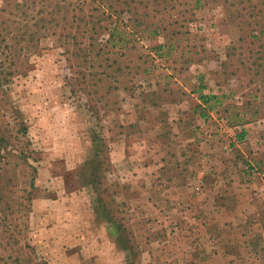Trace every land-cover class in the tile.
<instances>
[{
	"label": "rangeland",
	"instance_id": "obj_1",
	"mask_svg": "<svg viewBox=\"0 0 264 264\" xmlns=\"http://www.w3.org/2000/svg\"><path fill=\"white\" fill-rule=\"evenodd\" d=\"M0 264H264V0H0Z\"/></svg>",
	"mask_w": 264,
	"mask_h": 264
},
{
	"label": "crops",
	"instance_id": "obj_2",
	"mask_svg": "<svg viewBox=\"0 0 264 264\" xmlns=\"http://www.w3.org/2000/svg\"><path fill=\"white\" fill-rule=\"evenodd\" d=\"M219 148V147H218ZM220 149V148H219ZM219 149H217V150H219ZM222 149V148H221ZM141 159V158H140ZM221 162V164L222 165H224L226 168L228 167V166H230V162H228V160L226 159V157L225 156H223V158H222V161H220ZM145 165H146V163H144ZM140 165H141V162H140ZM224 174H226V173H224ZM228 175V174H227ZM224 177H226V175L225 176H221V178H222V180H231V179H229V178H226V179H224ZM228 177V176H227ZM233 177H235V175H233ZM229 182V181H228ZM223 194H226L225 193V191H223ZM229 194V193H228ZM227 194V195H228ZM232 196H235V193H232ZM239 196H241V194L239 195ZM239 196H237V197H239ZM232 199V198H231ZM229 205V204H228ZM226 206V209L229 207V206ZM224 209H225V207H224ZM228 209H230V210H228V211H234L232 208H228ZM235 212V211H234Z\"/></svg>",
	"mask_w": 264,
	"mask_h": 264
}]
</instances>
